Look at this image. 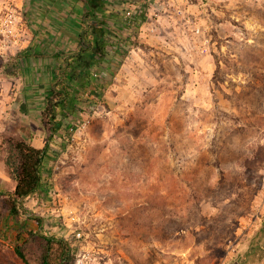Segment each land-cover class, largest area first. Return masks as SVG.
<instances>
[{
    "label": "rangeland",
    "instance_id": "374dc122",
    "mask_svg": "<svg viewBox=\"0 0 264 264\" xmlns=\"http://www.w3.org/2000/svg\"><path fill=\"white\" fill-rule=\"evenodd\" d=\"M97 3L108 56L85 88L71 84L74 107L26 203L42 225L7 218L0 191V264H24L15 248L41 229L67 241L68 264H264V0ZM58 4L61 16L85 10ZM40 7H22L25 39L76 49L65 21H53L58 35L42 29ZM14 62L0 58V140L43 148L45 74L31 62L21 85L7 76ZM3 181L15 187L9 169Z\"/></svg>",
    "mask_w": 264,
    "mask_h": 264
},
{
    "label": "trees",
    "instance_id": "16d2710c",
    "mask_svg": "<svg viewBox=\"0 0 264 264\" xmlns=\"http://www.w3.org/2000/svg\"><path fill=\"white\" fill-rule=\"evenodd\" d=\"M82 1L85 13L81 21L78 47L61 54L64 63L56 71V81L50 93L46 95V106L41 111L40 125L46 135L45 146L39 148L31 140L22 137L14 139L3 136L0 140V161L9 169L11 178L15 181L14 189L8 191L3 198V204L8 212L7 218L13 221L24 218L34 220L39 226L42 225L43 220L34 214L26 203L40 194L44 157L54 135L63 124V119H59V116L67 118L74 107L76 91L71 84L76 82L80 89L85 88L91 81L90 68L108 56V47L111 44L103 27L97 24L99 21L95 12L99 7L97 0ZM8 144L9 154L6 149ZM39 237L45 240L42 251L34 250L30 245L24 247L23 244H31ZM17 239L20 240L21 237L17 236ZM23 242L25 243L16 246L15 251L24 264H68L72 259L67 241L61 237L47 236L42 229L28 231Z\"/></svg>",
    "mask_w": 264,
    "mask_h": 264
},
{
    "label": "crops",
    "instance_id": "0c3cea01",
    "mask_svg": "<svg viewBox=\"0 0 264 264\" xmlns=\"http://www.w3.org/2000/svg\"><path fill=\"white\" fill-rule=\"evenodd\" d=\"M28 1V0H27ZM35 1V0H34ZM48 3H47V2ZM37 3H41V9H43L44 11H39L38 16H39V20H37L38 18H36V22H39L40 26L43 28H45V25L47 26H51V28H47V32H51L52 35H54V33H56V29L53 28V26L55 25L53 23V21H58V20H62L65 21V23L67 25V32H68V36H71V34H77V36L79 37V34L81 32V20L83 18V15L85 13V10H83L82 8H79L78 11L81 12V16L77 15L76 13H70L68 11H64L65 15L61 16L60 12L61 10L57 9L54 5L52 4H58L61 2V0H36ZM59 5V4H58ZM49 8V9H48ZM49 10V11H48ZM76 11V10H75ZM45 21V22H44ZM64 24V22H63ZM39 26V27H40ZM38 27V28H39ZM42 29H40V31L42 32ZM78 31V32H77ZM25 32L26 29H25ZM45 32V31H44ZM30 32L27 33V39H25L24 36V42L23 45L21 47H19L14 53L11 54H7V56H9L10 58L13 57V59L15 60L14 64L18 67V65L20 67H18L14 73H8L7 76H9V79H12V81H16L19 82L21 85L24 84L25 80V67H27V64L29 65V63L32 62V66L33 63L35 64V66L38 68L42 69V73L45 74L40 77H37V82H39L40 84L45 83V85L43 86V88H41L39 91V93H43V94H49L50 91L52 90L53 84L55 82L54 78L56 77V71H58V68L60 66L63 65L64 61L61 57V54L59 56L58 52L59 49L63 50V51H71L70 47L68 48H61V47H57V43L60 44V38L57 37L56 42L53 41V46H45L42 44H37L36 45V40H35V36L30 37L29 36ZM62 34L66 35L65 32H63ZM58 35V32H57ZM51 35L48 36V38H50ZM59 38V40H58ZM65 38V36H64ZM56 43V44H55ZM29 44V45H28ZM28 46V47H27ZM32 46V47H29ZM34 47V49H33ZM78 47V46H77ZM76 47V48H77ZM75 50V49H72ZM6 56L2 55L0 56V58H4ZM53 60L56 61V63H47V62H53ZM62 60V63L61 61ZM53 64V65H52ZM59 65V66H58ZM40 73V72H38ZM40 75V74H39ZM14 77V78H12ZM45 95V96H46ZM41 114V113H40ZM36 131H41L42 133H44L40 123L36 126ZM0 170H1V174H0V191H12L14 189L13 188H9V185H7L6 181H3V179L7 178V168L5 166V164H3L2 162L0 163ZM4 171V173L2 172ZM6 171V173H5ZM12 184V183H11ZM13 186V185H12Z\"/></svg>",
    "mask_w": 264,
    "mask_h": 264
},
{
    "label": "built area",
    "instance_id": "2783aa9c",
    "mask_svg": "<svg viewBox=\"0 0 264 264\" xmlns=\"http://www.w3.org/2000/svg\"><path fill=\"white\" fill-rule=\"evenodd\" d=\"M25 2L26 0H0V56L14 53L23 45L25 26L22 24V7ZM81 262V259H77L76 264Z\"/></svg>",
    "mask_w": 264,
    "mask_h": 264
}]
</instances>
